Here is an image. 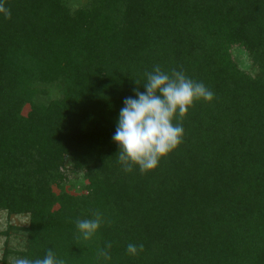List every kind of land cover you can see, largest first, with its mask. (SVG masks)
<instances>
[{"label":"trees","instance_id":"16d2710c","mask_svg":"<svg viewBox=\"0 0 264 264\" xmlns=\"http://www.w3.org/2000/svg\"><path fill=\"white\" fill-rule=\"evenodd\" d=\"M4 2L0 211L27 215L13 226L24 234L14 254L34 260L52 249L66 264H264V0ZM157 65L183 70L214 99L174 120L183 142L154 170L125 172L112 139L119 112ZM97 211L101 228L77 240L76 220ZM108 242L111 259L98 258ZM129 243L143 252L129 255Z\"/></svg>","mask_w":264,"mask_h":264},{"label":"clouds","instance_id":"9594fccd","mask_svg":"<svg viewBox=\"0 0 264 264\" xmlns=\"http://www.w3.org/2000/svg\"><path fill=\"white\" fill-rule=\"evenodd\" d=\"M0 14L5 19L11 18V11L4 0H0ZM145 91L135 89V97H127L119 112V118L113 141L119 147L118 162L125 172H132L138 166L141 174L154 170L160 160L176 149L182 142L184 128L182 123H174L177 118L182 121L193 106L194 101L203 99L211 102L214 93L202 82L189 78L183 70L172 69L165 72L160 66L146 72ZM139 85V82H137ZM92 219H77L76 239H92L105 222L100 212H94ZM108 242L105 249L98 252V258L110 260ZM143 244L129 243L126 251L135 256L143 252ZM13 264H66L57 258L52 249L46 250L42 258H16Z\"/></svg>","mask_w":264,"mask_h":264},{"label":"rangeland","instance_id":"374dc122","mask_svg":"<svg viewBox=\"0 0 264 264\" xmlns=\"http://www.w3.org/2000/svg\"><path fill=\"white\" fill-rule=\"evenodd\" d=\"M74 3H81L85 0H72ZM239 65L243 68H249V59L243 51H239L235 54ZM50 96L54 97L57 95L54 89L50 90ZM27 105L22 108V113L27 111ZM79 185H74L71 192L75 193L78 191ZM27 224V215H6L4 211H0V257L5 249H10V252L5 258V264H13L16 258H19L16 251H20L24 247V234L20 230H16L13 226H23Z\"/></svg>","mask_w":264,"mask_h":264}]
</instances>
